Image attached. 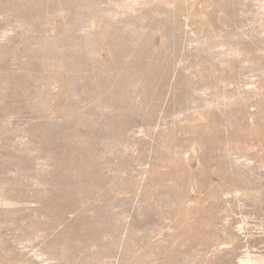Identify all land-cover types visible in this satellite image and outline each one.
<instances>
[{"label":"rangeland","instance_id":"rangeland-1","mask_svg":"<svg viewBox=\"0 0 264 264\" xmlns=\"http://www.w3.org/2000/svg\"><path fill=\"white\" fill-rule=\"evenodd\" d=\"M263 259L264 0H0V264Z\"/></svg>","mask_w":264,"mask_h":264},{"label":"bare ground","instance_id":"bare-ground-1","mask_svg":"<svg viewBox=\"0 0 264 264\" xmlns=\"http://www.w3.org/2000/svg\"><path fill=\"white\" fill-rule=\"evenodd\" d=\"M245 257V256H244ZM241 259H243L242 257H241ZM256 259V258H255ZM259 259V258H258ZM252 260V259H251ZM264 260V259H263ZM246 262V261H245ZM260 262V261H259ZM264 262V261H263ZM262 263V262H261Z\"/></svg>","mask_w":264,"mask_h":264}]
</instances>
